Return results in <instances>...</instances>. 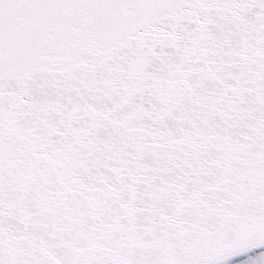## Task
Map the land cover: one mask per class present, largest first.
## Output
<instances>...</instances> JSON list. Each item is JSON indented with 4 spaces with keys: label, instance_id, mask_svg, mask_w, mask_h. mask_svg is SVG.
<instances>
[{
    "label": "snow or ice",
    "instance_id": "snow-or-ice-1",
    "mask_svg": "<svg viewBox=\"0 0 264 264\" xmlns=\"http://www.w3.org/2000/svg\"><path fill=\"white\" fill-rule=\"evenodd\" d=\"M0 264H264V0H0Z\"/></svg>",
    "mask_w": 264,
    "mask_h": 264
}]
</instances>
